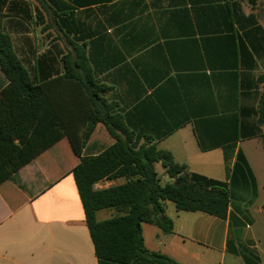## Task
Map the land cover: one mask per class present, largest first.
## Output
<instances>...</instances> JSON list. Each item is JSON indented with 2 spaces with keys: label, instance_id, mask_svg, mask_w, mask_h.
I'll return each instance as SVG.
<instances>
[{
  "label": "crops",
  "instance_id": "0c3cea01",
  "mask_svg": "<svg viewBox=\"0 0 264 264\" xmlns=\"http://www.w3.org/2000/svg\"><path fill=\"white\" fill-rule=\"evenodd\" d=\"M0 31L43 82L50 123L78 141L95 118L113 128L98 121L80 157L65 136L0 183V264H99L72 171L117 138L229 185L226 219L167 202L174 232L144 223L149 251L264 264V0H0ZM8 84L0 69V92Z\"/></svg>",
  "mask_w": 264,
  "mask_h": 264
},
{
  "label": "trees",
  "instance_id": "16d2710c",
  "mask_svg": "<svg viewBox=\"0 0 264 264\" xmlns=\"http://www.w3.org/2000/svg\"><path fill=\"white\" fill-rule=\"evenodd\" d=\"M0 69L9 81L0 92V183L65 136L70 138L74 154L80 157L98 121L113 129L111 119L95 118L85 139L78 141L60 124L50 123L43 82L32 78L18 57L11 36L1 31ZM91 84L94 85L92 80ZM260 123L264 124V101ZM157 164H161L169 178L165 183ZM72 173L99 264H177L167 255L149 251L142 232L144 223L156 224L165 234L174 232L173 221L165 215L167 202H172L177 212H203L221 219L228 216L227 181L189 171L170 152L159 150L155 144L136 149L130 140L117 138L101 155L83 159ZM118 178H125L126 182L95 188L104 179ZM107 208L117 209L120 215L99 222L97 211Z\"/></svg>",
  "mask_w": 264,
  "mask_h": 264
},
{
  "label": "rangeland",
  "instance_id": "374dc122",
  "mask_svg": "<svg viewBox=\"0 0 264 264\" xmlns=\"http://www.w3.org/2000/svg\"><path fill=\"white\" fill-rule=\"evenodd\" d=\"M168 206H169V210L172 212V210L174 208V204L172 202H168ZM145 237H146V244L148 246L151 245V239L152 238L149 236V234L147 232H146V236ZM230 260H232V257L230 255H226L225 262L227 263ZM213 261H214L213 264H221L223 262L222 255L220 253H215L214 257H213Z\"/></svg>",
  "mask_w": 264,
  "mask_h": 264
}]
</instances>
